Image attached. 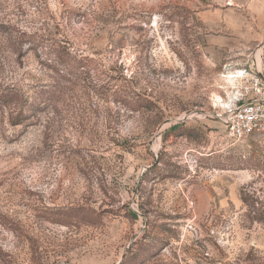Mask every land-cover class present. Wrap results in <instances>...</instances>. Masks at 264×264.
<instances>
[{"label":"rangeland","instance_id":"rangeland-1","mask_svg":"<svg viewBox=\"0 0 264 264\" xmlns=\"http://www.w3.org/2000/svg\"><path fill=\"white\" fill-rule=\"evenodd\" d=\"M256 65L264 0H0V264H264Z\"/></svg>","mask_w":264,"mask_h":264},{"label":"built area","instance_id":"built-area-1","mask_svg":"<svg viewBox=\"0 0 264 264\" xmlns=\"http://www.w3.org/2000/svg\"><path fill=\"white\" fill-rule=\"evenodd\" d=\"M236 81L220 119L236 141L264 136V69L244 67L235 71Z\"/></svg>","mask_w":264,"mask_h":264},{"label":"bare ground","instance_id":"bare-ground-1","mask_svg":"<svg viewBox=\"0 0 264 264\" xmlns=\"http://www.w3.org/2000/svg\"><path fill=\"white\" fill-rule=\"evenodd\" d=\"M260 58V57H259Z\"/></svg>","mask_w":264,"mask_h":264}]
</instances>
